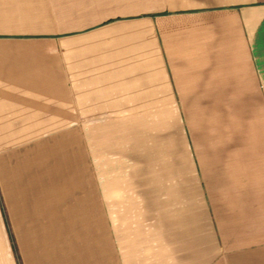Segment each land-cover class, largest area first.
I'll use <instances>...</instances> for the list:
<instances>
[{
    "label": "crops",
    "instance_id": "0c3cea01",
    "mask_svg": "<svg viewBox=\"0 0 264 264\" xmlns=\"http://www.w3.org/2000/svg\"><path fill=\"white\" fill-rule=\"evenodd\" d=\"M0 264H264V0H0Z\"/></svg>",
    "mask_w": 264,
    "mask_h": 264
}]
</instances>
